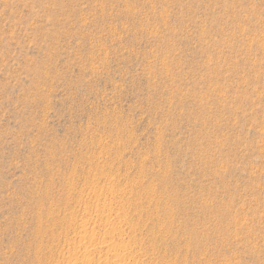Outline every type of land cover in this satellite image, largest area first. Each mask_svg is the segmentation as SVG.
Here are the masks:
<instances>
[{
  "label": "rangeland",
  "instance_id": "rangeland-1",
  "mask_svg": "<svg viewBox=\"0 0 264 264\" xmlns=\"http://www.w3.org/2000/svg\"><path fill=\"white\" fill-rule=\"evenodd\" d=\"M109 227L264 264V0H0V264L98 263Z\"/></svg>",
  "mask_w": 264,
  "mask_h": 264
},
{
  "label": "bare ground",
  "instance_id": "bare-ground-1",
  "mask_svg": "<svg viewBox=\"0 0 264 264\" xmlns=\"http://www.w3.org/2000/svg\"><path fill=\"white\" fill-rule=\"evenodd\" d=\"M99 207V206H98ZM105 208V207H104ZM111 208V207H110ZM114 211V210H113ZM100 212V211H99ZM108 212V211H107ZM118 213V212H117ZM108 214V213H107ZM105 215V214H104ZM112 215V214H111ZM99 216V215H98ZM110 216V215H109ZM117 216V215H116ZM125 216V215H124ZM101 218V217H100ZM111 218V217H110ZM127 218V217H126ZM100 220V219H99ZM109 220V219H108ZM107 220V221H108ZM95 222V221H94ZM109 222V221H108ZM101 223V222H100ZM137 223V222H136ZM107 225H109V223L107 224ZM134 225V224H133ZM98 226V225H97ZM110 226H112L113 227V225H111V223H110ZM106 227V226H105ZM108 227V226H107ZM113 228H115V227H113ZM113 228H110L109 227V229L110 230H108V231H110V233H111V230H113ZM117 229H118V227H116ZM117 229H115V231H117ZM171 229V228H170ZM106 230V229H105ZM107 231V230H106ZM114 231V230H113ZM112 231V232H113ZM121 231V230H120ZM171 231V230H170ZM99 232V231H98ZM119 232V231H118ZM109 233V234H110ZM109 234H107V235H109ZM112 234V233H111ZM116 234H118V233H116ZM103 235H104V233H103ZM113 235V234H112ZM111 235V236H112ZM123 235V234H122ZM98 236V235H97ZM102 236V235H101ZM110 236V235H109ZM110 236V238L109 239H107V240H104L103 241V239H102V241L104 242V243H106L105 245H106V247L105 248H107V250H106V252H105V254H104V252H103V256L102 257H100V259L98 260V263L95 261V258L94 257H92V255H94V253L96 252V251H102V249L104 250V248L103 247H100V248H98V241L96 242L95 241V239H94V241L96 242H94L93 241V247L92 248H90L88 251H86L85 253H84V261H82V263L83 264H143V262H142V257H137L135 254H133V252L135 253V251H133L131 248H132V243L129 241H126V239L125 238H121V237H119V238H117L115 235H113L112 237ZM123 237H125V236H123ZM85 238H87V236H82V239H85ZM97 238V237H96ZM101 238V237H100ZM105 239V238H104ZM136 239H137V237H136ZM135 241V240H134ZM138 241V240H137ZM137 241H136V243H137ZM140 242V241H139ZM95 243V244H94ZM103 243V244H104ZM134 243V242H133ZM135 244V243H134ZM135 246V245H134ZM136 246H137V244H136ZM138 247V246H137ZM140 247V246H139ZM133 251H131V250ZM134 249V248H133ZM144 251V250H143ZM74 255H75V257H77V253H73ZM142 258V259H141ZM79 259V258H78ZM159 260V259H158ZM147 261V260H146ZM153 261V260H152ZM155 261V260H154ZM145 262V261H144ZM163 263H161V264H165V259L162 261ZM147 263V262H146ZM146 263H144V264H146ZM158 263V262H157ZM150 264V263H149ZM168 264V263H167Z\"/></svg>",
  "mask_w": 264,
  "mask_h": 264
}]
</instances>
